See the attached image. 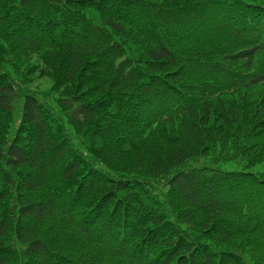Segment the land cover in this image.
<instances>
[{"label": "trees", "instance_id": "1", "mask_svg": "<svg viewBox=\"0 0 264 264\" xmlns=\"http://www.w3.org/2000/svg\"><path fill=\"white\" fill-rule=\"evenodd\" d=\"M0 264H264V0H0Z\"/></svg>", "mask_w": 264, "mask_h": 264}, {"label": "rangeland", "instance_id": "2", "mask_svg": "<svg viewBox=\"0 0 264 264\" xmlns=\"http://www.w3.org/2000/svg\"><path fill=\"white\" fill-rule=\"evenodd\" d=\"M36 85H39V90L41 92L49 91V89H50V83L48 81L40 80V81L37 82ZM75 141H76V143L79 146H82L81 145V142H82L81 139L76 138ZM191 164H193V166H195V167H203V166H206V167H209V168L213 167L215 169L222 170V171H225V172L238 171V170L241 169L237 164H235L233 162L225 163V164H217L215 166H212L211 165L212 163H210V162H208L206 160H200L198 162H193ZM161 190H164V189L162 188Z\"/></svg>", "mask_w": 264, "mask_h": 264}]
</instances>
